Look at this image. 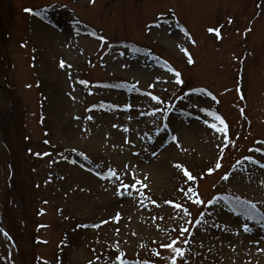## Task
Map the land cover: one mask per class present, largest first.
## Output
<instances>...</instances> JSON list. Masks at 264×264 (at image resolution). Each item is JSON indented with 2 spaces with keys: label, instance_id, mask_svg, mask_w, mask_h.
I'll use <instances>...</instances> for the list:
<instances>
[{
  "label": "rangeland",
  "instance_id": "374dc122",
  "mask_svg": "<svg viewBox=\"0 0 264 264\" xmlns=\"http://www.w3.org/2000/svg\"><path fill=\"white\" fill-rule=\"evenodd\" d=\"M90 2L0 0V264H264V0Z\"/></svg>",
  "mask_w": 264,
  "mask_h": 264
},
{
  "label": "snow or ice",
  "instance_id": "6c2138e0",
  "mask_svg": "<svg viewBox=\"0 0 264 264\" xmlns=\"http://www.w3.org/2000/svg\"><path fill=\"white\" fill-rule=\"evenodd\" d=\"M26 11L31 12L32 10H31V9H26ZM231 22H232V21L229 20V23H231ZM208 31H209L210 33H211V32H215L216 35H217L218 37H220V31H219V29H212V28H209ZM249 31H250V29H249ZM185 34L187 35V33H185ZM193 43H194V41H193ZM182 51H186V50L182 49ZM192 62H193V61H192V58H191V56H189V63H192ZM60 67H61V68H64V67H65V62H64V61H61V63H60ZM69 67H71V66L69 65ZM175 75H176L177 77H179L181 74L177 71V72H175ZM177 83H182V81H181V80H178ZM152 99L157 100L158 103L160 102V101L158 100V98L155 97V96H153ZM157 111H159V109H157ZM152 115H155V112H153ZM89 119H91V117H89ZM216 119L220 120V123H221V124H224V121H223L220 117H216ZM114 127H115V125H114ZM212 127H216V125H212ZM225 130H226V125H225V128H224V129H219V128L217 129V131H225ZM125 131H127V129H125ZM259 143H264V142H259ZM74 151H75V149H74ZM175 167L180 168L181 166H180V165H176ZM184 175L187 176L189 180L193 179V177H192V176H191L186 170H185V172H184ZM112 176L116 177L117 180L120 179V177L117 176L115 172L112 173ZM133 179H135V177H133ZM223 179H224V180H228V179H229L228 175H225V176L223 177ZM121 183H122V182H121ZM137 183H141V184H142L141 181H137ZM122 186H123V188H124L125 190H127L129 187H134V185H127V184H122ZM142 186H143V187H147L146 184H144V185H142ZM117 194H118V195L121 194L119 188L117 189ZM221 199H223V198L221 197ZM195 203H197V204H203L204 201H202V200H196ZM176 207H177V208H180L181 206H180V205H176ZM250 209L255 210V209H256V204H251V205H250ZM186 211H187V210H185V212H186ZM117 219H118V216H117ZM191 222H192V221H189V223H191ZM188 231H189V229H187V228H181V233H186V232H188ZM244 231H248L247 227L244 228ZM4 235H7V233H5ZM177 244H178V241H175V240H174V241H172L171 243H169V244H167V245H163V244L161 245V247H164V248H168V249H170L171 252L174 254V256H173V258H172V260H171V264H177V258H182V257L184 256V251H183V249H182L181 247L176 246ZM141 247H143V245H141ZM156 255H160V253H156ZM116 260L120 261V264H124V261L121 259L120 256H117V257H116Z\"/></svg>",
  "mask_w": 264,
  "mask_h": 264
},
{
  "label": "bare ground",
  "instance_id": "6f19581e",
  "mask_svg": "<svg viewBox=\"0 0 264 264\" xmlns=\"http://www.w3.org/2000/svg\"><path fill=\"white\" fill-rule=\"evenodd\" d=\"M40 26L39 30L33 31V34L40 36L44 40H46V38L53 37L54 32L50 28L44 27L43 25ZM68 134H70V136L72 135L71 133Z\"/></svg>",
  "mask_w": 264,
  "mask_h": 264
}]
</instances>
